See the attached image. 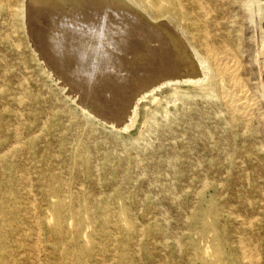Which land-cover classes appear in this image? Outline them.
<instances>
[{
  "label": "rangeland",
  "instance_id": "rangeland-1",
  "mask_svg": "<svg viewBox=\"0 0 264 264\" xmlns=\"http://www.w3.org/2000/svg\"><path fill=\"white\" fill-rule=\"evenodd\" d=\"M194 1L193 21L227 47L257 107L244 121L217 76L146 90L124 125L107 123L34 49L25 0H0L1 264H264L263 20L257 0ZM48 23L46 50L76 68ZM170 25L180 60L197 59V26Z\"/></svg>",
  "mask_w": 264,
  "mask_h": 264
},
{
  "label": "bare ground",
  "instance_id": "bare-ground-1",
  "mask_svg": "<svg viewBox=\"0 0 264 264\" xmlns=\"http://www.w3.org/2000/svg\"><path fill=\"white\" fill-rule=\"evenodd\" d=\"M194 3L203 8L202 0H195ZM257 3L262 21L264 1L257 0ZM249 4L251 5L252 2ZM135 9L146 12L153 25L141 19L134 11ZM251 11L249 13L253 15ZM25 14L28 33L29 29L35 33L43 31L45 30L43 24L47 25L50 22L54 41H66L71 61L74 60L73 51H79L78 54L81 57H88L89 71L86 85L83 84V87L89 94L88 99L94 103L102 115L111 118L114 125L117 121H123V125L128 121L134 101L146 89L154 92L161 86L181 83L203 88L206 85L205 80L214 81L217 76H220L222 86L225 84V78H229L230 88L224 91L223 97L231 98L228 107L233 120L235 118L243 120L244 116L249 115L250 109H257L256 106L251 107L252 103L247 101L248 91L245 93L243 89L245 85L241 84V78L238 75L239 65L231 59L232 56L230 57L227 47L211 40L207 23L193 21L199 20L201 16H193L184 0H25ZM252 21L253 18L250 23ZM158 23H162L165 28ZM170 24L177 26L184 36L190 32V26H197V30L200 31L199 36L195 38L198 46H192L203 77L186 79L175 77L181 70L180 51L175 37L179 31ZM199 47L201 50L198 49ZM54 49L52 50L55 53ZM260 49L262 51L264 49V36L257 56L260 54ZM140 59H143V62H140ZM235 87L239 88V92L233 91ZM81 107L83 111L88 112L83 105ZM260 115L262 117V114Z\"/></svg>",
  "mask_w": 264,
  "mask_h": 264
},
{
  "label": "water",
  "instance_id": "water-1",
  "mask_svg": "<svg viewBox=\"0 0 264 264\" xmlns=\"http://www.w3.org/2000/svg\"><path fill=\"white\" fill-rule=\"evenodd\" d=\"M264 1V0H263ZM137 15L141 17L144 21L152 24L148 17H146L142 12L135 9L134 10ZM29 23V19H28ZM153 25V24H152ZM159 26H163L162 23H158ZM263 30H264V19L262 24ZM44 31H40L38 33H35L29 29V39L33 45V47L40 53L43 59L47 61L48 66L50 69L55 73V75L62 81V85L69 87L70 91L73 93H76L78 95V102L80 105H83L86 109H88L91 113L96 115L101 120L107 122V123H113L111 118H108L102 113L97 110L94 103L88 99L87 95L84 93V87H83V75L79 74L78 70L81 66V63L85 62V59L88 61V57H81L79 51H73L74 53V65H76V68L74 69L72 62L69 63L67 60H64V56H59L58 54L54 53L53 50L51 53H49L46 50V42L44 40L43 36ZM177 39V43L183 46L184 49H186V46L184 44L183 39L176 34L175 35ZM140 62H143V59H140ZM69 63V64H68ZM181 70L175 75L176 78L182 79L185 77H200L201 75V67L197 61V59H194L192 56L188 60L180 61ZM190 67V68H189ZM81 69V68H80ZM149 89V88H148ZM147 90V89H146ZM145 90V91H146ZM123 121H117L115 122L116 126H122Z\"/></svg>",
  "mask_w": 264,
  "mask_h": 264
}]
</instances>
